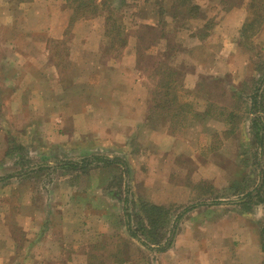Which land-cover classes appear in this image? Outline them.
Here are the masks:
<instances>
[{
	"label": "rangeland",
	"instance_id": "rangeland-1",
	"mask_svg": "<svg viewBox=\"0 0 264 264\" xmlns=\"http://www.w3.org/2000/svg\"><path fill=\"white\" fill-rule=\"evenodd\" d=\"M232 4L0 0L2 84L15 85L22 72L14 51H43L60 72L56 96L80 74L104 95L115 90L118 102L125 91L128 100L150 102L153 133L140 131L128 146L133 158L145 145L159 147L162 125L179 152L159 190L144 186L145 171L129 170L128 182L95 163L81 173L56 166L14 176L73 157L63 144L75 107L51 102L52 76L40 93L47 102H14V92L0 91V264H264V150L256 135L264 132V12L250 11L254 26L241 31L238 15L225 16ZM247 192L249 202L235 203ZM125 198L136 238L126 229ZM149 205L166 213L155 228L146 224Z\"/></svg>",
	"mask_w": 264,
	"mask_h": 264
},
{
	"label": "crops",
	"instance_id": "crops-1",
	"mask_svg": "<svg viewBox=\"0 0 264 264\" xmlns=\"http://www.w3.org/2000/svg\"><path fill=\"white\" fill-rule=\"evenodd\" d=\"M223 9L226 10L225 16L230 19L232 16L238 15L234 26L240 29L253 21L251 20L252 17L250 18V11L264 12V3L259 5L257 0H235V4ZM259 17L262 18L263 16ZM261 27L259 26L256 29L260 30ZM260 31L264 37V26ZM10 57L17 58V61H12V65L13 63L14 67L20 65L19 68L22 69V72L15 81V85L8 88L4 85L6 80H4V84L0 80V91L10 89L9 92H14L12 101L41 102L42 99V102H47L45 100L46 96L40 93H43L45 83L49 82V76H52L54 84H52V88H48V90H51L50 92L54 93L52 95L49 92L51 102L57 100L70 102L75 107L74 113L71 111V115L64 119V134L67 140L63 144L64 153L73 157L61 161L82 162L90 160L94 156L109 159L117 158L126 164L128 171L135 172L136 177L138 172L145 171L143 173L145 187L159 190L168 183L170 176L168 171L171 170L175 159L179 156V152H176L173 146L175 137L168 135V130L164 125L160 130H157L156 137L160 141L159 147L143 146V150L140 151L137 159L133 158L132 153H127L128 146H132L140 131L144 132L146 136L153 133L147 125L152 122L155 116L153 113V115L151 114L148 108L150 102H140L143 101L141 98L136 100L131 94L128 100L126 91L123 92L125 93L123 98L126 101L118 102L116 96H114L115 90L111 89L104 95L102 84H88L80 74L73 76L70 79L71 81L66 82L59 90L60 95L56 96L55 78L57 79L56 75L60 72L57 71L55 65L52 66L51 57L47 60V54L43 55V51L26 52V54L14 51ZM27 67H29L30 72L27 71ZM91 90H93V95H91ZM164 140L170 145L165 146ZM169 140L170 142H168ZM171 141L174 142L171 143ZM126 154L127 156H125ZM76 156L79 160L75 159ZM87 156L89 157L86 158ZM80 159L83 160L80 161ZM57 163H49L48 165L55 168ZM93 163L97 165L104 164L102 161L92 160L90 165L86 166V169H81L78 173L87 171ZM110 167H113L116 171L123 169L118 164H111ZM102 169L101 171L104 170ZM68 171H71V169ZM129 175L126 178L128 182ZM238 201H235V203H238ZM256 247L258 248L255 244L253 249L257 250Z\"/></svg>",
	"mask_w": 264,
	"mask_h": 264
},
{
	"label": "trees",
	"instance_id": "trees-1",
	"mask_svg": "<svg viewBox=\"0 0 264 264\" xmlns=\"http://www.w3.org/2000/svg\"><path fill=\"white\" fill-rule=\"evenodd\" d=\"M21 1H26V0H21ZM77 1V0H76ZM80 1V0H78ZM91 2V0H90ZM84 4V8L86 7V3L83 2ZM78 8L79 10H81V6L78 5ZM196 8V7H195ZM79 10H76V13H79L80 11ZM94 12H95V8L93 9ZM254 26V23H249L247 26L245 27H242L241 31L243 30V28H246L247 30V27H252ZM172 83V81L170 80L168 82V84ZM167 89L169 86H166ZM166 94H170L169 91L168 93ZM256 93L253 94L252 96V102H255L256 101ZM175 99H165L164 102H174ZM256 136L257 139H258V142H259V148H260V151L263 153V150H264V132H262L261 135H258L256 133ZM97 160V161H102L104 163L105 166H108V165H111V164H118V165H121L123 167V169L120 171L125 177L128 175V169L126 168V164H124V162H122L120 159H117V158H113V159H109V158H104V157H100V156H94L92 157L90 160ZM90 160H86V161H82V162H77V161H60L58 162L56 165L58 167H61V168H68V169H71L75 172H78L79 170L81 169H86V166L90 165L91 161ZM51 166H49L48 164L46 165H39V166H29L28 168H26L25 170H20L18 172H16V174H13L14 176H21V175H24V174H30V173H35V172H39V171H42V170H45V169H50ZM11 175H9L8 177H10ZM5 178L4 177H0V181H3ZM258 195V194H257ZM253 194L251 192H247L239 201L238 203H247L249 202L252 198H253ZM261 200H264V197L261 199ZM205 204V203H204ZM123 212H124V216H125V225H126V229L128 231V234L133 237V238H136L137 235L135 232L131 231V227H130V217H129V212H128V207H127V199L125 198L124 201H123ZM145 212L146 213H150V218H147V222L146 224L147 225H150V228H155V225H159V223L161 221L164 220V216L166 215L164 209L162 207H159V206H152V205H149L148 207L144 208ZM151 234V231L150 230H147V235L149 237V235ZM173 234V232H171V235ZM262 234H263V242H264V229L262 230ZM140 243L144 246H147L146 244V240L145 241H142L140 240ZM170 245V241H168L166 243V245L160 249H162V251L168 247Z\"/></svg>",
	"mask_w": 264,
	"mask_h": 264
}]
</instances>
